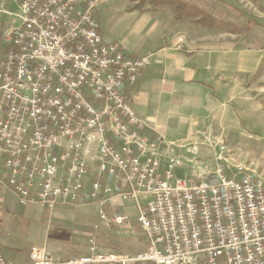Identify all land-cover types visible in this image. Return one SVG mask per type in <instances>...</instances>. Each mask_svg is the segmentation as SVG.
I'll return each mask as SVG.
<instances>
[{
  "label": "built area",
  "instance_id": "1",
  "mask_svg": "<svg viewBox=\"0 0 264 264\" xmlns=\"http://www.w3.org/2000/svg\"><path fill=\"white\" fill-rule=\"evenodd\" d=\"M101 0H17L21 15L0 33V184L22 206L50 211L82 196L135 217L100 219L147 248L64 260L34 246L30 264H264V183L250 172L206 171L199 149L166 144L137 129L128 87L149 58L107 44ZM182 42V41H181ZM123 203V204H122ZM0 264H16L0 252Z\"/></svg>",
  "mask_w": 264,
  "mask_h": 264
},
{
  "label": "crops",
  "instance_id": "2",
  "mask_svg": "<svg viewBox=\"0 0 264 264\" xmlns=\"http://www.w3.org/2000/svg\"><path fill=\"white\" fill-rule=\"evenodd\" d=\"M136 4L134 0H101L95 12L99 33L105 43L121 44L132 59L149 58L138 83L127 88L144 123L142 134L166 144L189 145L208 128L210 119L221 116L217 110L239 102L241 78L256 74L264 56L254 49L226 51L213 45L192 49L172 37L160 15L165 8L142 12L133 10ZM38 206L20 205L0 184V252L6 260L30 264L36 245L64 260L85 257L93 237L111 254H136L147 248L135 218L134 234H126L123 228L103 222L99 217L103 204L88 196L54 211ZM125 207L131 216L137 215L132 201L103 208L113 218L125 214Z\"/></svg>",
  "mask_w": 264,
  "mask_h": 264
},
{
  "label": "rangeland",
  "instance_id": "3",
  "mask_svg": "<svg viewBox=\"0 0 264 264\" xmlns=\"http://www.w3.org/2000/svg\"><path fill=\"white\" fill-rule=\"evenodd\" d=\"M192 1L219 18L238 21V12L230 11L227 5L221 3L226 2L251 17L264 20V0ZM160 13L165 18L172 37L175 40L182 39L183 44L192 49L205 50L213 45L226 51L232 48L241 51L254 49L255 53H262L264 56V51H259L264 48V32L258 33L256 29H251L249 42L245 35L210 30L199 26L191 18L178 23L172 7H167ZM19 15L21 10L17 0H0V33L5 26L12 25ZM262 62L256 74L248 79L241 78L243 87L239 102L233 105L225 104L222 112L217 110L221 116L210 119L208 128L197 135V140L191 142L189 148L199 149V159L206 171H212L220 165L228 173L239 170L250 172L257 181L264 183V71H260L264 59Z\"/></svg>",
  "mask_w": 264,
  "mask_h": 264
},
{
  "label": "trees",
  "instance_id": "4",
  "mask_svg": "<svg viewBox=\"0 0 264 264\" xmlns=\"http://www.w3.org/2000/svg\"><path fill=\"white\" fill-rule=\"evenodd\" d=\"M137 2L133 10L140 11H157L159 9L173 7L175 10V19L178 22H182L187 18L194 19L195 22L204 28L210 30H221L227 33L245 35L248 38L251 29H256L258 33L264 32V20H260L249 16L246 12L239 10L235 6H230L226 2H221L223 5H227L230 11L236 10L238 12V21L235 22L229 19H223L208 12L202 6L194 3L192 0H134ZM242 22V24H241ZM0 42V46H1ZM264 50V48H263ZM264 71V65L261 72ZM141 129H137L142 133Z\"/></svg>",
  "mask_w": 264,
  "mask_h": 264
}]
</instances>
